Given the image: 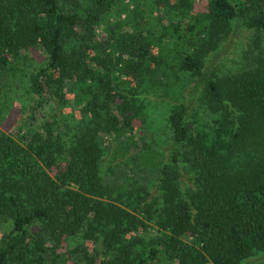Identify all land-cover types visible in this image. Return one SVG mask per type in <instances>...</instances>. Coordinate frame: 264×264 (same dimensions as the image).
Masks as SVG:
<instances>
[{
	"label": "trees",
	"instance_id": "trees-1",
	"mask_svg": "<svg viewBox=\"0 0 264 264\" xmlns=\"http://www.w3.org/2000/svg\"><path fill=\"white\" fill-rule=\"evenodd\" d=\"M205 1L191 13V0H155L179 16L154 35L135 0H0V91L26 77L5 93L28 109L15 130L0 129V264L78 253L83 264H243L264 252V48L248 70L205 78L207 119L171 106L154 197L99 172L105 139L134 130L121 84L154 70L202 76L231 22L264 39V0ZM33 50L43 62L26 69Z\"/></svg>",
	"mask_w": 264,
	"mask_h": 264
},
{
	"label": "rangeland",
	"instance_id": "rangeland-1",
	"mask_svg": "<svg viewBox=\"0 0 264 264\" xmlns=\"http://www.w3.org/2000/svg\"><path fill=\"white\" fill-rule=\"evenodd\" d=\"M136 1L138 6H142L139 16L145 20V27L153 30L154 35L159 31L161 24L165 25L168 22V18L175 20L179 16L174 7H167L164 11L161 9L162 6L155 5V0ZM169 2L173 4L174 0H169ZM205 2V0H191L192 10L190 12L202 11ZM160 16L161 20L158 22L157 19ZM229 27V31L219 38L213 50L203 56L202 76L198 77L190 73L165 75L159 70H154V72L142 73L138 81L121 84L122 89L128 94L127 102L133 117L131 123L134 130L127 138H121V142L110 138H106L103 142L105 148L99 172L104 183L124 186L126 183L134 182L138 184L140 191L145 189L149 196L152 194L154 197L157 194V173L152 166L154 163L160 164L168 160L171 145L167 115L171 106L184 103L188 107L187 121L192 120L193 116L207 119L208 113L205 111L206 108L201 98L205 78L217 80L248 70L254 65V57L264 48L263 37L241 30L234 22H231ZM23 55L26 56L24 61L26 69L31 68L35 63L43 62V54L38 50L25 51ZM25 80L26 77H15L13 81H8L5 85V91L4 89L0 91V98L6 106L5 113L1 114L4 122L0 118L1 123L5 125L4 127L0 125L3 132L15 130L14 127L20 124L24 116L28 114V109L16 108L18 98L11 97L13 92L5 93L10 89L16 92ZM42 111L44 114H49L50 106H45ZM61 117L64 118L60 114ZM145 150L148 151L147 156L143 154ZM144 156L146 160L142 159ZM179 172L181 181L188 182L191 170L181 168ZM151 232L150 229H146L144 234ZM69 245L73 246L72 243ZM74 250L78 252L77 249ZM87 252L92 253L90 248L84 251L86 254ZM79 255L80 253L74 257L68 254L71 258L67 259L64 264H83L82 258L77 257ZM92 255L95 257L96 253ZM101 255L97 254V257L100 258ZM242 263L264 264V252L256 253L243 260Z\"/></svg>",
	"mask_w": 264,
	"mask_h": 264
}]
</instances>
